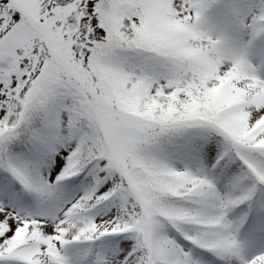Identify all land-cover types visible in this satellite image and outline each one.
<instances>
[{
	"label": "snow or ice",
	"instance_id": "1",
	"mask_svg": "<svg viewBox=\"0 0 264 264\" xmlns=\"http://www.w3.org/2000/svg\"><path fill=\"white\" fill-rule=\"evenodd\" d=\"M0 264H264V0H0Z\"/></svg>",
	"mask_w": 264,
	"mask_h": 264
}]
</instances>
